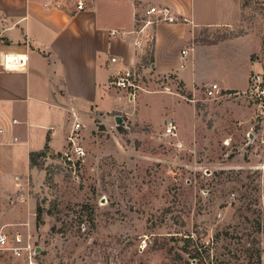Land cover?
<instances>
[{"label": "rangeland", "instance_id": "obj_1", "mask_svg": "<svg viewBox=\"0 0 264 264\" xmlns=\"http://www.w3.org/2000/svg\"><path fill=\"white\" fill-rule=\"evenodd\" d=\"M244 8L264 39V5ZM140 73L127 110L82 124L81 150L67 157L68 140L32 173L0 172V234L9 239L0 264H264V108L254 76L245 91L211 97L173 72ZM166 120L175 136L163 135Z\"/></svg>", "mask_w": 264, "mask_h": 264}, {"label": "crops", "instance_id": "obj_2", "mask_svg": "<svg viewBox=\"0 0 264 264\" xmlns=\"http://www.w3.org/2000/svg\"><path fill=\"white\" fill-rule=\"evenodd\" d=\"M151 6L169 7L177 18L154 27L155 74L173 72L188 90L216 83L238 92L252 76L264 78V39L243 19L244 0H86L80 11L68 0H0V172L10 179L32 173L30 155L48 137L50 150L62 152L76 122L86 126L127 110L132 98L109 82L124 62L149 56L137 20ZM223 27L246 29L216 44L195 41ZM26 51L24 70L1 65L4 53ZM115 56L124 62H113Z\"/></svg>", "mask_w": 264, "mask_h": 264}, {"label": "built area", "instance_id": "obj_3", "mask_svg": "<svg viewBox=\"0 0 264 264\" xmlns=\"http://www.w3.org/2000/svg\"><path fill=\"white\" fill-rule=\"evenodd\" d=\"M70 5L73 8V11H80L86 8V0H68ZM177 18L172 14L169 7H161L157 8L156 6L149 7L144 16L141 17L138 21V32L142 34H146V37L149 41V45H147V55L148 57L140 60L136 63H130L127 64L124 62L123 58L118 57H112L111 60L113 62H116L118 60H121L124 62L125 67L120 70L116 75H114L109 84L112 87H115L119 90L127 92L128 96L135 98L137 96V93L139 90L142 89L141 82L143 81V76L140 72H152L153 71V59L152 57V50H153V44H154V27L156 24L162 21H170L173 22ZM150 30V31H149ZM112 35H119L120 32L116 29L112 30ZM29 40H26V48L30 49V45L28 44ZM136 46L140 47L143 51V45L145 47V44L139 40H136L135 42ZM186 53V50H183V54ZM1 65L5 69H11V70H24L27 66L28 62V54L26 52H12V53H4L1 58ZM263 77L260 75H254L253 81L255 83V88L257 91V95L260 101L261 108H264V82L261 80ZM204 92L206 95L211 97H218L221 96L222 90L219 87L218 84L213 83L209 86H205ZM264 110L261 111L263 113ZM82 123L76 122L74 125V129L72 133L70 134L68 140L73 143L72 148L66 150L63 152L67 157H69V152L72 153L73 151L77 150L79 147V150L82 149L81 146L77 145L78 142V136L79 132L81 131ZM177 124L173 120H166L165 122V131L163 132L164 136H175L177 133ZM1 132V129H0ZM63 154V155H64ZM21 238L17 237V241L20 242ZM0 245L9 247V239L7 235L0 234Z\"/></svg>", "mask_w": 264, "mask_h": 264}, {"label": "trees", "instance_id": "obj_4", "mask_svg": "<svg viewBox=\"0 0 264 264\" xmlns=\"http://www.w3.org/2000/svg\"><path fill=\"white\" fill-rule=\"evenodd\" d=\"M228 36L223 35V36H214V37H205V36H200L198 38H196V42L197 43H203V44H216L218 43L220 40L226 39ZM263 52H264V42H263ZM50 151V147H49V137H48V141L47 144L45 146V148L39 152H32L30 155V161L31 164L33 166L37 165V159L39 157H43V156H47V152ZM44 212H46L45 208H43L40 204L37 206V210H36V225L37 227L41 226L44 223V219H43V214ZM49 212V211H47ZM56 226L52 227V231H55ZM190 237H188L189 239ZM255 242V241H254Z\"/></svg>", "mask_w": 264, "mask_h": 264}, {"label": "water", "instance_id": "obj_5", "mask_svg": "<svg viewBox=\"0 0 264 264\" xmlns=\"http://www.w3.org/2000/svg\"><path fill=\"white\" fill-rule=\"evenodd\" d=\"M119 120V119H118Z\"/></svg>", "mask_w": 264, "mask_h": 264}]
</instances>
